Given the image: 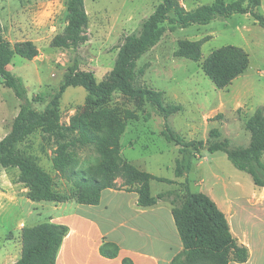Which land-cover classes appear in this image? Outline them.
Wrapping results in <instances>:
<instances>
[{"label":"rangeland","instance_id":"1","mask_svg":"<svg viewBox=\"0 0 264 264\" xmlns=\"http://www.w3.org/2000/svg\"><path fill=\"white\" fill-rule=\"evenodd\" d=\"M179 1L187 12H193L215 0ZM162 2L85 0L89 40L74 50L51 46L66 25L65 1L0 0L4 37L12 44L32 42L39 50V56L32 61L15 56L8 70L23 80L31 98H47L58 88L65 72L76 60L82 71L93 72L101 82L114 68L124 36L137 32L140 23ZM205 38L208 40L202 46L200 62L174 56L181 40ZM225 46L242 48L249 54L250 65L230 86L219 89L205 75L201 64L214 50ZM141 69H145V73L140 78V85L164 92L166 103L181 105V112L164 118L145 101L131 100L120 93H114L104 105L90 107L86 102V90L70 87L60 100L61 124L65 130L59 135H49L38 129L19 145L20 151L33 157L54 177L57 190L66 196L76 192L75 181L85 175L99 180L115 179L117 189L125 190L124 181L113 172V166L129 161L158 178L174 181V184L152 181L153 195L176 190L180 199H184L188 187L193 193H204L218 203L230 197L234 201V210L236 208L233 225L237 227L238 199L251 197L257 190L252 177L236 169L224 152L211 153L205 149L201 157L193 161L191 172L176 182L179 148L168 143L162 131L168 125L187 141H206L210 131L218 129L223 139L232 141L234 148L249 145L251 134L245 128L246 122L264 107V29L250 15L237 14L206 26L167 32L160 43L138 61V71ZM21 104L22 101L12 90L5 88L0 79V140L11 131ZM45 105L35 103L34 107L42 111ZM122 128L125 132L119 146L107 141ZM96 137L99 140L91 142ZM65 146V152L71 157L66 162L69 165L64 171H57L53 161L60 148ZM0 176L17 182L19 170L1 167ZM106 195L104 205L111 198ZM27 201H21L22 210L25 213L35 211L37 206ZM103 211L100 222L104 229L110 225L108 217L116 222L124 218L118 213L114 215L110 209ZM15 219L14 216H0V258L7 252L6 247L14 245L11 235L17 233ZM121 231L124 229L110 238L120 240ZM123 244L125 246L129 241Z\"/></svg>","mask_w":264,"mask_h":264},{"label":"trees","instance_id":"2","mask_svg":"<svg viewBox=\"0 0 264 264\" xmlns=\"http://www.w3.org/2000/svg\"><path fill=\"white\" fill-rule=\"evenodd\" d=\"M57 1H65L67 19L64 31L55 36L51 46L77 50L89 40V17L85 0ZM262 1L236 0L228 3L225 0H215L211 5H203L193 12H187L179 0H163L152 15L140 23L137 32L124 36L114 68L103 81L98 82L93 72L82 71L76 60L65 72L58 88L47 98L29 97L23 80L8 70L15 56L32 61L39 56V50L32 42L12 44L4 37L0 21V79L4 87L12 90L22 101L11 131L0 140V167L19 170L17 182L28 190L27 198L32 202L74 201L80 205H98L102 191L117 189L115 179L106 177L99 180L85 175L75 181L76 192L66 196L57 190L54 177L33 157L21 152L19 145L38 129L49 135H59L65 130L61 124L60 100L70 87L84 88L87 92V106L90 107L104 105L114 93H120L131 100L145 101L164 118L178 114L183 107L166 103L164 92L140 85L145 69L138 71V61L155 48L167 32L206 26L215 20L228 19L233 15H250L264 29V15L260 11ZM207 40L208 38L197 41L181 40L174 56L200 62L202 46ZM249 65V54L242 48L225 46L214 50L202 62L201 68L217 88L225 89L243 75ZM35 103H46L44 110L36 109ZM245 128L251 134L249 145L234 148L232 141L223 139L218 129H212L206 141H187L177 131L165 125L162 136L168 143L179 148L180 158L176 161L175 177L183 178L188 175L193 168V161L201 157L202 151L207 149L211 153L224 152L236 169L252 177L256 187L264 188V107L259 108L247 120ZM124 132L125 128H122L109 136L107 141L119 146ZM98 140L96 137L91 142L96 143ZM65 149L66 146L61 147L53 161L57 171H64L69 165L66 162L71 157ZM113 172L122 178L127 191L138 194L139 206L152 207L163 201L173 206L172 214L184 247L182 264H229L232 261H248V248L238 243L225 214L208 195L193 193L187 187L184 199H180L181 196L176 190L153 196L152 181L167 184H174V181L158 178L129 161L115 164ZM68 233L67 226L52 222L25 226L21 232V258L15 264H56Z\"/></svg>","mask_w":264,"mask_h":264},{"label":"crops","instance_id":"3","mask_svg":"<svg viewBox=\"0 0 264 264\" xmlns=\"http://www.w3.org/2000/svg\"><path fill=\"white\" fill-rule=\"evenodd\" d=\"M260 11L264 15V0ZM179 179L175 181L180 182ZM21 186L0 176V216H14L18 223L16 235H11L14 245L6 247L7 252L0 258V264H15L22 254V229L43 222L69 228L56 264H182L184 247L172 214L173 206L169 202L144 208L138 205L136 192L107 189L102 191L98 205H80L74 201L33 202L36 210L25 213L21 201L29 200L28 190ZM256 188L251 197L238 199L237 227L233 225L236 216V212L233 213L234 201L227 197L218 203L211 198L225 214L238 243L249 250L247 262L232 261L229 264H264V188ZM104 194L112 198L105 205ZM104 209H110L114 215H122L123 220L116 222L108 217L110 225L104 229L100 222ZM121 229L124 231H121L120 240L110 238ZM125 241L129 244L123 246Z\"/></svg>","mask_w":264,"mask_h":264}]
</instances>
